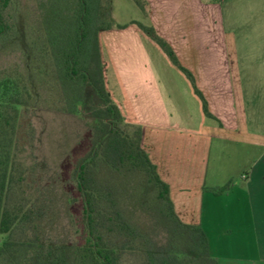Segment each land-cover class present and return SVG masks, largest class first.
Wrapping results in <instances>:
<instances>
[{"label":"trees","instance_id":"trees-1","mask_svg":"<svg viewBox=\"0 0 264 264\" xmlns=\"http://www.w3.org/2000/svg\"><path fill=\"white\" fill-rule=\"evenodd\" d=\"M133 1L141 7L140 0ZM109 4L0 0V53L15 54L6 73H0V258L16 264H119L125 252H138L145 264H217L202 230L175 214L168 186L142 146L140 128L125 124L106 90L98 35L111 28ZM134 24L187 78L203 114L213 119L192 75L170 46L153 28ZM43 108L63 114L80 108L91 119L89 150L71 175L81 197L82 242L64 245L55 260L37 239L44 205L23 188L28 170L17 144L20 113ZM134 177L141 196L153 193L152 209L141 196L133 201L120 198V183ZM129 203L148 214L152 210L153 237L142 230L144 223H133L132 211L127 217ZM18 229L33 238L15 241Z\"/></svg>","mask_w":264,"mask_h":264},{"label":"rangeland","instance_id":"rangeland-1","mask_svg":"<svg viewBox=\"0 0 264 264\" xmlns=\"http://www.w3.org/2000/svg\"><path fill=\"white\" fill-rule=\"evenodd\" d=\"M245 1L236 2L234 23L224 27L228 75L221 80L232 87L230 99L234 104L236 131L203 124L208 120L189 81L165 56L154 65L159 76L151 74L149 64L139 65L142 54L137 56L138 61L132 58L136 54L134 47L124 55L115 53L111 60L113 67L105 68L106 90L112 93L115 105L124 114L125 124L140 128L142 146L157 167L160 180L168 186L170 201L188 212L189 222L203 218L206 234L216 245L213 249L218 247L214 254L220 264H247L244 256L252 255L243 248L249 237L240 178L261 154L255 143L264 142L249 135L264 132V123L261 124L264 121V74L261 73L264 71V7L259 2L250 5ZM14 55L8 51L0 53V73H6ZM126 61L129 64L122 68L127 75H115ZM150 83L158 87L155 93L148 91ZM135 90L145 96L144 108H139L132 99L133 94H138ZM137 110L144 113L138 115ZM151 110L158 111L162 117L171 116V120L152 124L147 119ZM182 116L188 126L183 124ZM90 122L89 113L80 108L74 114L29 109L19 116L18 152L28 170L23 188L44 205L37 239L44 252L51 251L54 260L64 245L77 246L82 242L81 197L71 175L77 161L89 150ZM138 187L135 177L130 183L121 182L120 198L133 201L140 197ZM216 190L221 193H215ZM141 198L146 207L153 208V193L146 192ZM151 209L148 214L129 203L126 214L129 218L132 213L134 224L144 223L142 230L153 237V231L149 230L153 222ZM23 232L15 230L12 238L18 242L33 238L32 234L26 237ZM3 240L0 237V245ZM225 245L229 248L224 249ZM8 260L9 263L6 257L0 258V264H16L13 259ZM119 264L145 262L138 252H125Z\"/></svg>","mask_w":264,"mask_h":264},{"label":"crops","instance_id":"crops-1","mask_svg":"<svg viewBox=\"0 0 264 264\" xmlns=\"http://www.w3.org/2000/svg\"><path fill=\"white\" fill-rule=\"evenodd\" d=\"M110 1L111 28L101 31L98 35L105 87L107 88L105 68L113 67L111 60L114 58V54L121 52L124 55L125 52H132L133 47L136 54L132 58L137 60L139 59L137 56L142 54L143 59L139 60V65L145 67L149 64L152 66L148 69L151 70V74L160 75L159 69H155L154 65L158 60L162 61V57L165 55L157 45L131 23L151 27L170 46L180 65L193 76L196 88L205 98L213 119L206 118L208 121H204L203 124L211 128L218 126L222 130L236 131L234 104L230 99L232 87L225 84L221 77L228 75L225 62L226 56H228L225 47L227 37L224 27L225 24L232 26L234 23L232 17L235 15L238 0H140L141 7L137 6L133 0ZM245 2L250 5H256L255 3L259 2L264 7V0H246ZM123 60L126 59L123 57ZM128 64L129 61L123 63L118 68L121 71L119 73L116 71L115 75L121 77L127 75L122 67ZM261 73L264 74V71ZM158 81L160 83V80ZM148 88H150L148 91L155 93L158 87L150 83ZM110 97L114 103L112 93ZM144 98L145 96L139 93L132 95V99L139 108L146 106ZM157 98L154 95L156 101ZM165 98L170 100L168 95H165ZM119 111L124 118L121 109ZM139 114L142 115L140 112ZM140 119L144 121L143 118ZM147 119L153 124L161 120H171V116L164 115L162 117L158 111L151 110ZM181 119L183 124H186L183 116ZM193 124L196 126L194 122ZM193 124L190 125L194 127ZM249 135L257 141H264V132L263 134ZM255 145H259L261 154L240 178L249 237V242H246L243 248L244 251L249 249L252 252L251 257L244 256L247 264H264V142L255 143ZM171 203L175 214L182 223L198 226L202 230L211 255L217 264H220L219 258L214 254L218 251V247L213 249L215 248L213 246L216 245L209 240L208 234H206L203 218L200 217L198 222L196 220L189 222L188 212L179 208V205L174 201ZM223 248H229V246L225 245Z\"/></svg>","mask_w":264,"mask_h":264}]
</instances>
